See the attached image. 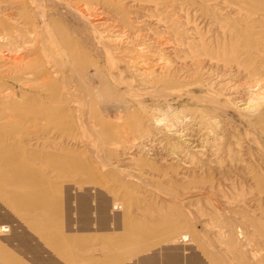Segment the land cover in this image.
<instances>
[{
  "label": "rangeland",
  "instance_id": "374dc122",
  "mask_svg": "<svg viewBox=\"0 0 264 264\" xmlns=\"http://www.w3.org/2000/svg\"><path fill=\"white\" fill-rule=\"evenodd\" d=\"M259 2L0 0V140L17 146L0 157L27 159L59 212L27 211L24 165L0 163V264H85L101 237H69L101 227L109 249L135 230L208 264H264ZM234 23L252 33L231 40Z\"/></svg>",
  "mask_w": 264,
  "mask_h": 264
},
{
  "label": "crops",
  "instance_id": "0c3cea01",
  "mask_svg": "<svg viewBox=\"0 0 264 264\" xmlns=\"http://www.w3.org/2000/svg\"><path fill=\"white\" fill-rule=\"evenodd\" d=\"M105 228L101 227L102 230H98L96 233L90 230L79 233L78 236L69 237L75 241V245L91 242L97 234L101 237V255L90 256L87 259L82 257L85 264H208L195 251L190 252L184 246L156 242L149 235L136 233L135 230L131 234L121 233V235H117L115 249H109L108 242L113 238L109 235L111 233L104 231ZM85 253L87 254L86 249ZM58 264L65 263L59 259Z\"/></svg>",
  "mask_w": 264,
  "mask_h": 264
},
{
  "label": "bare ground",
  "instance_id": "6f19581e",
  "mask_svg": "<svg viewBox=\"0 0 264 264\" xmlns=\"http://www.w3.org/2000/svg\"><path fill=\"white\" fill-rule=\"evenodd\" d=\"M203 3L208 2V0H202ZM259 10L264 12V0H260L259 2ZM241 6L245 5L244 1H240ZM254 5V3H253ZM239 13V12H238ZM257 14L252 13L249 15L248 18H252L251 24L258 25L260 28L264 29V15H262L261 17H255L257 16ZM230 18V17H229ZM235 24V23H234ZM248 25V24H247ZM250 33H252L251 28L248 26L243 27L241 26L239 23L235 24L231 30H230V38L231 40H237L238 42L241 41L244 37H246L248 34L250 35ZM225 45V44H224ZM230 45V44H229ZM222 47V45L220 46ZM225 50L226 45L223 46ZM257 49L259 50V48L257 47ZM241 50H239V48H232V58L233 60H237V56L240 53ZM220 52V51H219ZM243 52V51H242ZM253 53V52H252ZM244 54H251L248 50L246 52H244ZM212 55V54H210ZM230 56V55H229ZM255 57V56H253ZM218 59V58H217ZM219 61V60H218ZM213 62V61H212ZM254 62L252 57H248L244 62L239 63V67H245L248 68V66H250L252 63ZM228 66V65H227ZM264 69V63L257 67L254 71H252L251 73L249 72V83H257L261 88L263 89V85L264 84V76L260 75L261 72H263ZM256 85V84H255ZM48 102V101H47ZM6 130V126H1L0 125V133H4V131ZM85 131V130H84ZM53 148H56V146H52ZM0 149L3 150V152L5 153H10L12 151H15L17 149L16 144H9L7 142L6 139H1L0 140ZM46 160L47 162L52 163L53 161L56 163V160H58V158L51 156H48L47 158H40V160ZM25 158H23L21 156L20 159L17 158H9V160H7V157H0V163L3 165H9V166H13V165H17L18 162L20 161V163L22 165H24V169L25 172L23 173V177H22V184H24V191L21 195H19V199L22 202V204L24 205V207H26L27 211L29 212H38V213H42V212H53L58 214L59 212L55 209L51 210V208L45 207V197L48 196L49 192L45 191V190H40L37 188V180L35 179L33 173H31V171L29 170V166L30 164H27V162H25ZM87 205L83 204V208L86 209L87 212ZM116 208V207H115ZM116 211L119 210V208L117 207L115 209ZM104 208L101 209V211L97 212L98 213H102L101 216H104ZM51 214V213H50ZM11 228L9 226H1L0 227V234H4V235H8L11 233ZM6 233V234H5ZM48 236V233H47ZM20 238V237H19ZM20 239H22V242H27L24 240V237H21ZM49 239V238H48ZM182 242L189 243L190 242V236L188 235H183L181 237ZM51 241V240H50ZM24 244V243H23ZM189 245V244H188Z\"/></svg>",
  "mask_w": 264,
  "mask_h": 264
}]
</instances>
